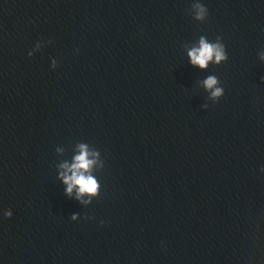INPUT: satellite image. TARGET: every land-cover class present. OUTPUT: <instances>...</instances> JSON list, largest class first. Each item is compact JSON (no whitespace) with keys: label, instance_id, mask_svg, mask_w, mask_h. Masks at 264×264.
Returning a JSON list of instances; mask_svg holds the SVG:
<instances>
[{"label":"water","instance_id":"obj_1","mask_svg":"<svg viewBox=\"0 0 264 264\" xmlns=\"http://www.w3.org/2000/svg\"><path fill=\"white\" fill-rule=\"evenodd\" d=\"M195 2L0 0V264H264V0Z\"/></svg>","mask_w":264,"mask_h":264},{"label":"clouds","instance_id":"obj_2","mask_svg":"<svg viewBox=\"0 0 264 264\" xmlns=\"http://www.w3.org/2000/svg\"><path fill=\"white\" fill-rule=\"evenodd\" d=\"M192 9H194V19L198 21H204L207 17V8L202 3L195 2L192 4ZM41 43L37 41L35 48L39 49ZM29 51V55H32V51ZM191 63L193 65H198L200 68H207L209 63L219 65L221 62H224L228 59L227 52L225 50V45L221 42V37L216 38L215 43H209L202 36L200 38V46L198 48H193L188 53ZM262 60H264V53H261ZM52 69L55 70L57 63L55 60L52 62ZM220 81L217 76L209 75L204 81L203 85L206 90L210 92V97L218 101L219 98L224 94L223 87L218 86ZM207 107V105H204ZM79 154L75 156L74 163L69 165L68 163L62 164L60 167L64 169L60 173L64 184L66 185L65 193L68 196H72L73 191L75 190L77 200H80L83 204L91 203L93 197H98L100 195L101 185L98 184L97 179L92 175V169L97 164V159L100 156L98 151H90L87 144H79ZM59 150V149H58ZM92 157V158H90ZM100 167H103V161L100 162ZM264 171V169H262ZM70 173V174H69ZM88 196V199L85 200L83 197ZM4 215L6 217L12 216L11 209H5ZM72 220L77 219V215L74 214L71 217ZM104 223V221H101Z\"/></svg>","mask_w":264,"mask_h":264}]
</instances>
